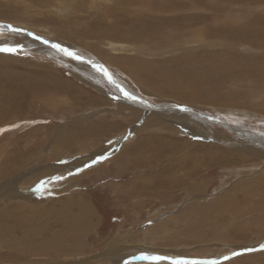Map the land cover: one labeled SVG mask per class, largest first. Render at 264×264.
<instances>
[{"label": "rangeland", "instance_id": "rangeland-1", "mask_svg": "<svg viewBox=\"0 0 264 264\" xmlns=\"http://www.w3.org/2000/svg\"><path fill=\"white\" fill-rule=\"evenodd\" d=\"M0 25V264H264V0H0Z\"/></svg>", "mask_w": 264, "mask_h": 264}, {"label": "bare ground", "instance_id": "bare-ground-1", "mask_svg": "<svg viewBox=\"0 0 264 264\" xmlns=\"http://www.w3.org/2000/svg\"><path fill=\"white\" fill-rule=\"evenodd\" d=\"M32 44H36L37 46H36V48H32V47H29V48H31L30 50H32V51H34V52H36V51H42V52H44L45 53V50L44 49H42L41 47H42V44L43 43H40V42H33ZM44 45V44H43ZM45 49H46V46H43ZM28 48V47H27ZM48 52H47V55H53V56H56L57 54V50L55 49V48H53L52 46H51V48L48 46ZM55 52V53H54ZM41 53V52H40ZM0 54H3V53H0ZM6 55V54H5ZM1 55V57H5V58H7V57H12L11 55ZM62 56H63V54H61ZM64 55H66V54H64ZM14 57V56H13ZM69 57V56H68ZM67 57V58H68ZM68 61V60H67ZM87 61H91V63H87L86 65H85V63H83V64H81V66H83V68L84 69H86V70H88V72H90L89 74L91 75V79L90 78H86L87 80H84V81H86V82H88L89 84H93V86L94 85H100V83H101V81H100V79L102 80V79H105V78H101V76H98V77H96L94 74H93V72L91 71V68L89 67V65L88 64H92V65H94V66H96L97 64H96V62L94 61V60H92V59H88ZM97 71V70H96ZM84 73H83V70H82V72L80 73V75H83ZM97 74H98V71H97ZM81 79V78H80ZM83 80V79H82ZM110 83H115L116 81L114 80V79H112V80H110L109 81ZM116 84H118V82H116ZM123 84V83H122ZM121 84V85H122ZM120 85V83L118 84V90L122 93V94H124V91H127V92H130V93H132L134 96H136L138 99H137V101L138 100H141V98L139 97V95L138 94H136L133 90H131L130 88H123L122 86ZM117 86V85H116ZM94 87H96V86H94ZM116 88V87H115ZM88 99V98H87ZM98 99H99V97H98ZM90 101H94V102H96L97 101V99H91ZM89 101V102H90ZM99 101H100V99H99ZM142 101H144L145 103H147L145 100H143L142 99ZM129 102V101H128ZM136 102V101H135ZM131 105V104H130ZM133 105V104H132ZM183 122H185L186 120H182ZM205 122H200V123H195L196 124V126L198 127V128H200L201 130H203V132H207V130L208 131H210L211 132V130L213 129H211V130H209L208 129V127H207V125H206V127L203 125ZM206 124V123H205ZM206 128V129H205ZM231 128V127H230ZM235 128V127H234ZM90 129H92V127H90V128H88L87 130H90ZM237 131H238V128L236 129ZM245 134H247L248 135V132L247 131H244V130H242ZM213 133V132H212ZM215 133H216V131H215ZM256 133V132H255ZM254 134V133H253ZM218 134H216L215 136L216 137H218L217 136ZM247 135H246V139H247ZM256 135V134H255ZM220 137V136H219ZM258 140H259V138L260 137H256ZM251 140L252 139H254V137L252 138H250ZM264 139V138H263ZM253 141V140H252ZM260 143V142H259ZM263 143H264V141H263ZM257 149V148H256ZM250 150H252V149H250ZM257 151L258 152H262L260 149H257ZM252 152H254L253 150H252ZM213 159V158H212ZM1 174H5V170L3 169V167H0V181L2 180V177H1ZM13 181V180H12ZM19 181H21L20 179H18V181H16V183H14V184H12V185H10V183H9V180L3 185V184H1L0 185V195H3V196H5V193H9V196H11V198L10 199H13V198H15V196H19L18 195V193H19V191H17L19 188H18V186L16 187V189L14 188V186L15 185H17V183H19ZM22 193H25V191L24 192H22ZM23 196H26V195H23ZM16 211H17V209L16 208H12V209H9V210H6V211H0V215H7V214H14V213H16ZM82 215H83V217L87 220V224L90 222L91 223V226L93 225V223L95 222V214L93 213V211L87 206V205H85L84 207H83V210H82ZM8 222V221H7ZM86 224V225H87ZM12 236H15L14 235V233H13V235ZM5 237H7V236H5ZM4 237V238H5ZM18 244L19 243H16V245L18 246ZM19 259L21 260V256H17V257H15L14 258V261L15 262H18L19 261Z\"/></svg>", "mask_w": 264, "mask_h": 264}, {"label": "snow or ice", "instance_id": "snow-or-ice-1", "mask_svg": "<svg viewBox=\"0 0 264 264\" xmlns=\"http://www.w3.org/2000/svg\"><path fill=\"white\" fill-rule=\"evenodd\" d=\"M0 27H3V25H0ZM7 27L12 31V32H15V33H22L24 31H26L25 29H21V28H18V27H14L12 25H7ZM29 35H33L32 33H29ZM37 40H41L42 37H39V36H36L35 37ZM43 42L45 44L49 43L47 40H43ZM53 48L65 53L66 55L68 56H71L73 59H76V60H83L84 58L82 56H80L77 52L75 51H72L70 50L69 48L67 47H63L62 45L58 44V43H55V44H52L51 45ZM22 50V45H17L15 47L13 46H8L7 44H4L3 46H0V52H5V53H16L17 51H20ZM89 63H91V61H88ZM96 67H98L99 69H103L105 75L108 76L109 80H112V77L111 75L108 73L107 69H104L103 68V65H96ZM124 96L125 98L131 100V101H137V97L134 96L132 93H129L127 91H124ZM119 98V97H117ZM183 111H188V109L186 107L182 108ZM107 157L106 156H100L98 157L97 160H94L92 161V164H95L97 163L98 161L100 160H104L106 159ZM92 165L89 164V165H86L85 167H91ZM80 171H83V169H78L77 172H80ZM69 175H72V173L70 172ZM55 179L57 181L59 180H62V179H65V177L63 176H57L55 177ZM47 182L46 181H41L39 183V185L37 186V191H40L41 189L44 188V185L46 184ZM245 251L247 252H253V251H264V244H261L259 246V248H247L245 249ZM233 256L235 255H238V253H233L232 254ZM154 259H157V260H160V259H169L168 257H154ZM225 260L227 259H230V257L228 256H225L224 257ZM173 264H203V262H200V261H187V260H174L173 261Z\"/></svg>", "mask_w": 264, "mask_h": 264}]
</instances>
